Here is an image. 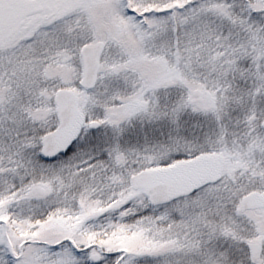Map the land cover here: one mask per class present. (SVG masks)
<instances>
[{"label":"snow or ice","instance_id":"1","mask_svg":"<svg viewBox=\"0 0 264 264\" xmlns=\"http://www.w3.org/2000/svg\"><path fill=\"white\" fill-rule=\"evenodd\" d=\"M0 264H264V0H0Z\"/></svg>","mask_w":264,"mask_h":264}]
</instances>
